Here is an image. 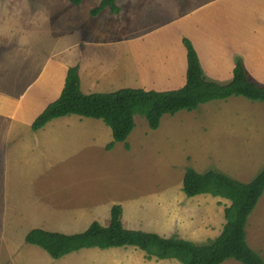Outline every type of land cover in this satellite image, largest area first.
Wrapping results in <instances>:
<instances>
[{
  "label": "rangeland",
  "instance_id": "obj_1",
  "mask_svg": "<svg viewBox=\"0 0 264 264\" xmlns=\"http://www.w3.org/2000/svg\"><path fill=\"white\" fill-rule=\"evenodd\" d=\"M132 1L119 0V14L106 9L99 15H105L103 24L111 27L112 18L121 25L116 35L170 18L201 0H153L128 8ZM100 2L0 0V52L6 42L3 27H27L53 11L84 14ZM175 57L174 67L180 58ZM135 121L128 147L116 143L110 150L112 132L101 120L71 115L38 131L21 127L17 136L0 127V264H180L148 259L136 247L84 249L56 260L26 242L33 229L71 235L93 222L108 226L115 206L122 208L126 229L198 245L220 236L231 202L208 194L187 197L184 176L193 168L243 183L255 179L264 169V103L244 97L212 101L193 112L164 115L157 130L144 117ZM246 233L249 246L264 260V195ZM222 264L241 263L230 259Z\"/></svg>",
  "mask_w": 264,
  "mask_h": 264
},
{
  "label": "crops",
  "instance_id": "obj_2",
  "mask_svg": "<svg viewBox=\"0 0 264 264\" xmlns=\"http://www.w3.org/2000/svg\"><path fill=\"white\" fill-rule=\"evenodd\" d=\"M150 1L134 0L128 8ZM116 5L119 14V0ZM122 6L125 12L124 2ZM90 12L53 11L27 27L2 28L6 42L0 52L1 130L7 127L8 134L16 136L21 127L35 131L36 119L60 98L70 67H79L85 95L127 88L182 89L188 71L185 39L194 46L209 79L229 83L239 56L250 76L264 85V0L192 2L170 18L117 35L114 29L120 24L109 18L110 27L102 23V12L95 17ZM175 53L180 57L176 67Z\"/></svg>",
  "mask_w": 264,
  "mask_h": 264
},
{
  "label": "trees",
  "instance_id": "obj_3",
  "mask_svg": "<svg viewBox=\"0 0 264 264\" xmlns=\"http://www.w3.org/2000/svg\"><path fill=\"white\" fill-rule=\"evenodd\" d=\"M69 1L77 6L83 2ZM106 8L119 12L116 0H101L90 14L95 17ZM184 44L188 51V71L187 84L182 89L157 92L127 88L85 95L80 87L79 67H70L60 98L45 109L32 129L39 130L52 120L71 115L101 120L112 132L113 141L107 147L110 150L116 143H127L136 127V116L144 117L149 127L157 130L164 115L193 112L212 101L244 97L264 103V85L250 76L241 57L235 58L233 79L222 84L206 76L192 43L185 39ZM183 192L189 198L208 194L231 202L225 210L226 223L220 236L198 245L184 239L126 229L121 221L122 208L115 206L108 226L93 222L86 231L71 235L33 229L25 239L56 260L84 249L136 247L146 252L148 259H172L180 264H222L230 259L241 264H264L260 254L249 246L246 233L248 219L264 195V169L251 182L243 183L213 170L201 174L187 168Z\"/></svg>",
  "mask_w": 264,
  "mask_h": 264
}]
</instances>
